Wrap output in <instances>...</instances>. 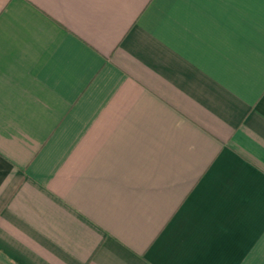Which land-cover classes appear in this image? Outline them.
I'll use <instances>...</instances> for the list:
<instances>
[{"label":"crops","instance_id":"1","mask_svg":"<svg viewBox=\"0 0 264 264\" xmlns=\"http://www.w3.org/2000/svg\"><path fill=\"white\" fill-rule=\"evenodd\" d=\"M0 264H264V0H0Z\"/></svg>","mask_w":264,"mask_h":264}]
</instances>
